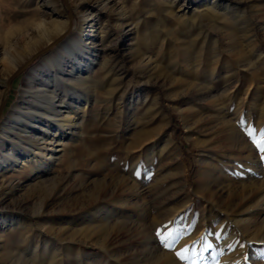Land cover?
<instances>
[{
  "label": "rangeland",
  "instance_id": "374dc122",
  "mask_svg": "<svg viewBox=\"0 0 264 264\" xmlns=\"http://www.w3.org/2000/svg\"><path fill=\"white\" fill-rule=\"evenodd\" d=\"M56 1L71 24L53 46L12 79L0 127L28 88V76L46 63L52 67L45 58L79 32L82 13L87 9L94 13L96 22L90 34L94 43L91 57L98 51L99 59L113 70L109 77L120 80L107 79L102 70H96L102 88L97 90L99 95L94 93L86 110L84 137L76 140L67 134L63 144L55 146L59 151L52 161L50 155L37 157L34 172L27 166L5 172V179L0 172V224L9 222V215L24 219L20 225L0 226V264H49L47 257L43 262L36 256L47 255L52 242L55 246L51 252L70 254L64 264H164L168 258L172 264H188L176 256L185 246L189 248L185 255L196 264H264V213L255 218L247 215L264 193L254 204L246 203L264 187V161L260 158L264 153L247 134L253 127L259 138V131L264 129V93L256 91L257 86L264 87V57L259 58V54L264 55L263 3L228 0L249 16L237 25L223 12L217 19L202 21L197 8L204 7L187 5V0H110L109 9H102L100 0ZM44 12L52 13L44 0H0V102L6 79L14 70L8 73L2 69L4 58L8 57L10 67L15 68L16 63L49 44L33 51L41 42L35 24ZM11 31L15 34L9 38ZM26 31L29 33L20 35ZM15 38V46H9ZM216 41L219 51L215 50ZM181 47L194 54L202 47L203 55L186 61L178 55ZM145 52L151 56L150 64L137 71ZM188 68L193 70L192 84V74L180 73ZM119 69L123 75L115 74ZM229 75L237 82L229 88L231 112L222 120L213 107L223 101V78ZM117 84L120 99L110 102L107 91ZM206 85L216 88L211 91L214 98L201 94L205 88L197 89ZM138 93L145 96L135 97ZM185 95L193 101L187 102ZM98 96L101 102H96ZM249 103L256 110L252 111ZM235 112L243 118L248 114L251 124L245 128L246 140L254 149L246 145L232 148V159L220 164L223 174L212 206L200 190L195 191L203 180L201 160L211 149L228 151L221 139L215 148L210 143L224 130L228 119L237 121ZM140 131L149 134L147 143H156L151 146L154 153L149 162L147 151L142 153L137 148L132 153L129 149ZM169 134L174 141L162 152V137ZM129 156L139 163L135 179L129 177ZM101 185L116 187L117 194L107 204L112 209L105 218L107 231L98 237V232H83L84 225L76 220L91 196L98 195ZM172 207H178V212L164 219L161 212ZM165 226L173 230L171 248H164L156 236L157 229L167 230ZM77 255L86 258L79 262Z\"/></svg>",
  "mask_w": 264,
  "mask_h": 264
},
{
  "label": "bare ground",
  "instance_id": "6f19581e",
  "mask_svg": "<svg viewBox=\"0 0 264 264\" xmlns=\"http://www.w3.org/2000/svg\"><path fill=\"white\" fill-rule=\"evenodd\" d=\"M259 1L263 3L264 9V0ZM110 3V0H100L98 4L102 9H109ZM44 4L45 6L52 9V13L48 14V12H44L40 15V18L35 24L34 29L36 30V35L39 36L41 42L39 46H35L33 51L40 47L41 44L50 43L58 35L65 32V30H67L71 24L69 19L65 18L61 13V9L58 7V3L56 0H44ZM186 4L195 5L197 7H204L202 10H199V8H197L198 12H200L199 15L202 21H204V19L206 18L217 19L219 15L218 13L221 12L234 20L237 25L245 23L246 18L249 17L244 8H240L238 5L232 4L228 0H187ZM88 11L89 10L87 9L84 13H82V25L79 32L73 37H70L68 40L64 41L60 48H58L55 52L51 53L50 55H48V57L45 58V60L52 63V67H50L49 64L46 63L43 68L35 70L33 74L28 76V88L23 90L21 99L13 107L12 112L8 119L5 121L4 125H1L0 172L3 179L6 178L5 172L22 170L25 167L27 168V166L31 168L32 172H34L36 168V166H34V161L39 156L45 159L47 155H50L49 160L52 161L56 152L59 151L55 148V146L63 144L64 138L68 136L67 134H71L72 138H76V140H78V138L84 137V135L86 134L84 129L86 127V125H84L86 110L91 105L94 93L99 95L100 93H97V90L99 91V88H102V84L100 83V81L96 80L98 77L95 76L97 69L102 70L107 79L109 78L112 81L120 80L118 77H109L111 71L113 70L109 65H107V62H102L99 59L98 51H96L94 58L91 57L93 49L92 44L94 43L90 34L93 31V27H95L96 22L94 21V13L92 11H89V13H87ZM90 14H93V16L90 17ZM89 27H92V29L89 30ZM34 29L32 30L34 31ZM28 33L29 32L26 31L25 33H22L20 35L24 36ZM12 34H15V31H11L9 38L12 37ZM31 36L32 35H30L29 37L33 39L34 37ZM15 43L16 38L9 41V46H15ZM35 43H38L37 40ZM215 44V50L219 51L218 42L216 41ZM146 48L147 46L145 47V49ZM201 48L202 47H199L196 50V54H194V52L191 53L185 47L179 48L177 52L178 55L180 54L181 56H183L184 60L187 61L189 57H194V55L197 58H201L203 55ZM146 50H149V48ZM17 54L18 56L22 55L20 49L18 50ZM262 57H264V55L259 54V58ZM150 58L151 56H147V52H145L144 57L141 56V60L138 66L136 65L137 71H140V69H145L150 64ZM9 64V58L5 57L1 66L2 69H6L8 73H10L12 69H14L11 68ZM187 64H189V62ZM17 65L18 64L16 63L15 67ZM123 73L124 72L122 71V69H119V73L115 74L123 75ZM180 73H182L183 76H188L191 74L193 75V70L190 68L183 69ZM91 74H93L96 78L91 77ZM229 76L230 77L223 78L224 84L221 88L223 101L213 107V110L216 112V117L222 120H224V117L231 112L230 106L232 104V98L229 97V88L230 86H235L236 83L233 84V82H237V79L233 80L231 75ZM190 77V84H192L194 82L192 81L194 80V75ZM130 84H134L133 80H130ZM197 89H204L202 91L203 93L201 94L205 95V97H215V94L211 93V91L213 92V89L216 90L214 86L206 85L204 87H198ZM128 90H130V88H128ZM128 90L125 91V95H128ZM256 91L260 94L264 93V87L261 85L257 86ZM107 92L110 96V102H114V99H120L119 96L121 95V92L118 84L117 86L114 85L113 89ZM143 96H145V94L138 93V95L135 97L140 98ZM184 99L187 102L193 101V98L187 95H185ZM95 100L96 102H101V96H98ZM250 109L252 111L256 110V108L253 106H251ZM235 113L236 115L238 114V116L236 117L237 121H231L232 119H228L226 121L224 130L221 131L210 143V146L215 148V146H217L221 142V139L222 142H224V144L227 146L228 151L211 149L205 154L204 160H201L200 167H202L203 180H201V183L196 186L195 191L200 190L201 193L207 198L208 203H210V205L212 206H214L212 201L213 194L217 193L215 189H217V187L219 188L222 177L221 174H223L220 164H226L232 159V148L246 145L247 148L254 149V145L252 146V148H250V144H248L249 141L246 140L247 134L245 132V128H247L251 124V120L248 118V114H246L245 118H243V116L240 117V114L238 112ZM263 116L264 113L261 114V117ZM243 119H245V123L241 122V120ZM262 125H264V122L262 123ZM257 126L260 125L257 124ZM144 132L140 131L137 140L131 143L129 149L132 153H134L137 148L138 150H142V153L147 151V154L145 156L147 157V162H149L151 160V156L154 153L152 152L153 148H151V146L156 145V143H153L152 145L147 143L146 141L149 138V134H146ZM173 141L174 140L171 134L162 137L161 144L165 143V145L161 146L160 150L164 152L166 150V146L168 144H172ZM150 149L151 151L149 152ZM87 155L90 156V153ZM127 162L129 177L135 179V173L139 164L138 160L133 158V156H129ZM263 193L264 187L258 190L254 195H252V197L250 196L251 198L247 200L246 203L248 204L255 202V200H257L256 198L262 196ZM116 194V187L113 188L110 186L101 185L98 195L91 196L90 202L83 208V210H81V217L76 220L77 222L84 225V227L82 228L83 232H86L88 234L98 232V237H101L100 235L106 233L108 227V225L105 223L107 219L106 216L112 212V209H110L107 204L111 199H114ZM143 194H145V192ZM259 200V203L257 202L255 205H252V207L249 206L251 207V209L247 211V215L249 216V218H255L263 215L264 194L262 199ZM218 206L219 205H217V207ZM177 212L178 207H172L166 209L165 211L163 210L161 213L164 214L165 219L166 217L172 218ZM7 218H9V222H2L0 226L7 227L9 223L20 225V223H22L24 220L22 217L19 218L12 215H9ZM247 221L248 220H246V222ZM26 224L28 225V223ZM238 225H236V227ZM47 231L48 233L51 232L50 229H47ZM98 243L103 246L101 242ZM51 244L55 246V243L52 242ZM52 248H50L47 255L42 253L37 255L36 257L38 258V261L46 262L47 259L44 258L47 257L50 260L48 262L49 264H64L66 257L70 256V254L66 252H58L56 254L51 252ZM77 256L79 257V262H82V260L86 258L85 255ZM164 264H172L171 259L168 258V260Z\"/></svg>",
  "mask_w": 264,
  "mask_h": 264
},
{
  "label": "snow or ice",
  "instance_id": "6c2138e0",
  "mask_svg": "<svg viewBox=\"0 0 264 264\" xmlns=\"http://www.w3.org/2000/svg\"><path fill=\"white\" fill-rule=\"evenodd\" d=\"M256 133V129L253 127H249L247 134L249 137H252V143L255 145V147L261 152L264 153V129H261L259 131V138H257L254 134ZM261 160L264 161V155H262ZM167 228V226H165ZM156 236L160 242V244L164 248H171L173 246V243L171 242L175 238L173 237V230L170 228H167L166 231H162L161 229H157ZM204 237H201L200 240H203ZM200 241H194L193 244L199 243ZM210 247V245H209ZM229 247H232V245H229ZM189 251L188 246H185L183 249H181L179 252L176 253V256L180 258V260L188 261V264H196L195 260H192L189 256L185 255ZM247 259V256L245 257Z\"/></svg>",
  "mask_w": 264,
  "mask_h": 264
},
{
  "label": "water",
  "instance_id": "95a60500",
  "mask_svg": "<svg viewBox=\"0 0 264 264\" xmlns=\"http://www.w3.org/2000/svg\"><path fill=\"white\" fill-rule=\"evenodd\" d=\"M69 17H72V13L71 11H69L68 13ZM67 32V31H66ZM65 33V32H64ZM59 35L58 37H56L54 40H52L49 44H47L46 46L40 48L39 50L35 51L33 54L30 55V57H28L26 60L22 61L19 65H17L14 70L8 75L7 79H6V83H5V88H4V93H3V97L1 99L0 102V116H1V111L3 108V104L5 102V98L8 94L9 88L11 86V81L12 79L19 74L23 69H25L31 62L32 60L37 57L39 54L45 52L47 49H49L51 46H53L62 36L63 34Z\"/></svg>",
  "mask_w": 264,
  "mask_h": 264
}]
</instances>
